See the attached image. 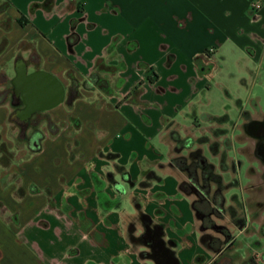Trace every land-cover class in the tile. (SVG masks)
Wrapping results in <instances>:
<instances>
[{"label": "crops", "instance_id": "crops-1", "mask_svg": "<svg viewBox=\"0 0 264 264\" xmlns=\"http://www.w3.org/2000/svg\"><path fill=\"white\" fill-rule=\"evenodd\" d=\"M8 2L0 22L10 20L12 28L8 32L0 28V40L7 38L9 43L8 50L0 54L1 63L16 61L19 43L31 41L42 59L43 68L39 69L56 76L65 87L70 85V74L86 80L101 61V74L110 80L114 94L83 90V98L72 108L64 102L51 110L56 124L67 118L82 127L65 139L59 134L53 137L56 141L52 150L46 149L49 143L45 137L38 155L22 166L14 164L1 172L0 203L5 212L0 211V264H5L11 247L19 252L12 250L9 264H156L154 258L144 256L151 251L150 246L134 245L125 235L138 217H144L148 227L160 229V239L174 264H183L180 243L168 235L159 220L162 210L154 206L159 196L157 191L153 194L154 185H164L163 178L148 188L140 183L152 171L159 176L176 171L171 134H181V117L198 119L199 97L210 90L217 69L223 68L219 60L242 62L244 74L251 78V88L264 91V0ZM256 3L261 5L260 10L252 8ZM21 17L25 26L19 23ZM72 35L78 40L70 46ZM28 57L21 58L27 62ZM245 83H249L247 77ZM237 102L240 119L247 103L241 99ZM253 103V109L264 112V96H257ZM10 107H0L1 132L6 128ZM229 123L230 117L223 126ZM67 129L75 130L74 123L69 121ZM244 148L252 150V143L245 142ZM55 158H62V164H53ZM118 167L124 168L130 181L122 180ZM101 168L107 170L111 182H118L112 177L115 174L126 184L114 183L119 197H113L104 179L97 177ZM14 173L19 174L27 190L22 198L14 195L17 182L6 183L8 175ZM84 175L90 181L87 188L80 187ZM26 177L28 181L23 183ZM128 184L134 192L130 193L136 209L133 213L121 205ZM32 185L40 193L32 194ZM139 191H147V196ZM139 196L141 202H136ZM247 219V227L236 228L235 241L248 233L256 239L247 245L249 253L263 255L260 232L264 213ZM140 224V228L136 224V237L144 229ZM26 244L32 249L27 250ZM200 244L205 253L193 251L194 264H211L210 253L206 252L211 246L203 237ZM258 263L264 264V256Z\"/></svg>", "mask_w": 264, "mask_h": 264}, {"label": "rangeland", "instance_id": "rangeland-1", "mask_svg": "<svg viewBox=\"0 0 264 264\" xmlns=\"http://www.w3.org/2000/svg\"><path fill=\"white\" fill-rule=\"evenodd\" d=\"M7 21V20H5ZM3 26H6V22H1ZM11 24V22H10ZM12 28V25H10ZM4 39V38H3ZM2 40H0V54H3L8 50V40L6 45L1 46ZM7 39V38H6ZM28 48H31L30 45L27 46ZM16 55H17V49H16ZM23 57L27 58V54L24 53L22 55ZM17 57V56H16ZM17 59V58H15ZM219 62L223 65V68L220 67L217 69L215 77L213 81L210 82V90H205L203 94L199 97V106L197 107L198 112L200 113L198 119L195 121L194 117L191 120L187 118H180V121L182 125L184 126L181 130L180 136L183 139L191 138L194 141V145L192 148L188 150H184L183 152H176L174 150L173 156H182L185 157L187 161L191 162V153L194 151H197L198 149H201L203 151V154L208 159L209 162L213 163L217 167V172L222 174L223 181H224V187L231 184L233 182V185L235 187L229 186V188L224 189L223 193L226 198L225 202V210L220 212L218 217H213V222L217 225H222L227 227L229 230L232 231L233 234H235L236 226L233 223V217L231 211H233V215L237 217H260L264 213V185L258 186L257 179L251 178L248 174V168L249 166H245L242 170V173L236 177L235 173L231 170V161L232 158H239L242 157V154H246L249 160L251 159V150H244L242 149V145L247 142L245 140V137L243 133L239 129L238 123L241 119H238L239 115V109H238V100L241 99L245 105V109L249 111H253L254 107V99L257 96H264V91L261 93L258 90H255L251 88V78L249 75L244 74V71L242 70L243 63L240 61H227L226 63L219 60ZM14 63L11 62L10 64H7V62H0V73L6 72L9 77H14ZM30 64V63H29ZM31 67H29V72H34L36 69L39 70L40 67H42V63L40 67H33L30 64ZM43 68V67H42ZM43 70L44 69H40ZM248 78V85L245 83V78ZM224 85V86H223ZM68 89V87H66ZM10 107V105H9ZM12 114V108L10 107V115L6 118V128L4 132L0 131V175L2 171H8L14 164L22 166L23 163L27 162L32 158L34 155L32 152H30L27 143L20 141L19 138V127L16 124L10 123V116ZM203 114V115H202ZM48 115L52 118V113L49 111ZM224 115H228L232 123H229L225 126L214 123L210 124L209 120H206L204 117H221ZM204 116V117H203ZM67 118L64 119L60 123L61 125V131L59 135H62V138L65 139L67 136H71L74 131L79 130L82 125L78 121L74 119L67 120ZM3 121V116L0 114V123ZM69 121L74 123V129L75 130H68ZM0 127L2 125L0 124ZM227 128V132L224 134V129ZM187 129V130H186ZM190 129V130H188ZM41 130L45 133L46 139H48V147L46 149L52 150L54 148L53 141H56V139H52V135H50L47 132L46 125H41ZM58 135V136H59ZM172 135V134H171ZM187 135V136H186ZM202 137H206L208 140L206 142H200ZM61 138V140H62ZM71 141V140H70ZM216 145V151L213 150V146ZM218 145V146H217ZM160 146V145H159ZM9 147V148H8ZM161 147V146H160ZM225 147L233 150V152L228 154V158L222 159L223 166L220 165L219 159H221V156L225 151ZM163 148V147H161ZM69 149L71 150V146H69ZM162 150V149H161ZM218 152V153H217ZM38 155V154H36ZM218 156V157H217ZM63 159L62 158H55L53 161V164L60 165L62 164ZM36 164V161H33ZM32 162V163H33ZM8 165L7 168H4L3 165ZM102 169V168H101ZM111 167L108 166L107 170H110ZM227 170L228 172L224 171ZM28 170V167H26L25 171ZM104 168L99 171L98 170V176L100 179H104L105 184H107V189L109 190L110 194L113 197H119L118 191L115 187L116 183H120L121 185H126L124 181H122L118 176L115 174L112 176L113 179L118 180V182H111L110 178L106 176V171ZM224 171V172H223ZM162 178L164 185H161V183H155L153 194L156 191L158 192L159 196L155 197L154 202L155 207L162 210V217L159 218L160 222L165 224V227L167 228V233L172 238L176 239L180 243V249L179 254L182 257L183 264H194L193 261V251L199 250L200 252L203 251V247L201 246V232H200V221H197V217L195 215V212L192 208V202L193 200L183 194L179 189V183L180 180H187V175L180 172V170H176L173 172H167L162 173ZM115 177V178H114ZM238 179V181H237ZM76 180V179H75ZM6 183L8 182H17L18 190L15 192L16 197H24L27 193L26 188L22 186V179H20V176L18 173L9 174L6 178ZM28 181V178L23 179V183H26ZM61 182H64L65 180L60 178ZM76 182V181H75ZM115 183V184H114ZM90 185V181H88V178L86 175H84V178L82 177L80 187L81 188H87ZM127 193L129 194L127 196L123 194L121 205L123 209L129 210L131 213L136 212L135 205L133 204L131 200L130 193L133 192V188H131L130 184L126 186ZM215 190V187H214ZM138 191V190H137ZM147 191H139V193L146 195L147 193H144ZM234 196H237V200L239 204L235 203L233 201ZM136 202H141L140 196L136 197ZM231 207H234V210H231ZM176 210L178 213H176ZM0 211L3 213L5 212L2 208V204L0 203ZM127 220H124V223L122 226H126ZM141 224L137 223V227L140 228ZM59 227V226H58ZM126 227H124L125 229ZM239 230V228H238ZM51 235L50 233H48ZM207 234L209 235L210 239H208L209 242H207V245H211L213 242V245H215L214 239H219V235H217L214 231H207ZM126 237L128 234H126ZM53 242L55 241L52 239ZM256 239H254L251 236H248V233L242 234L239 238V242H237L234 246V250L232 251L229 256H232L236 251L239 252L240 257L236 261H234L235 264H240L242 261L248 259L251 254L249 253V247L248 244L254 243ZM133 244V243H132ZM134 245H143L142 243H137ZM133 245V246H134ZM59 243L56 244V247H59ZM212 246V245H211ZM25 247L27 250H31L32 247L30 244H26ZM137 247V246H134ZM252 247V246H250ZM216 248H221V245L217 243ZM12 250L19 252V249L15 247H11ZM205 249V248H204ZM10 250L9 253L5 255L4 263L9 264L11 260L13 259L11 256L13 255V251ZM208 250V253H210V257L212 258L211 264H215L216 261H219L220 264H226L229 263V259H226L225 257H221L217 254L216 250L209 248L206 249V252ZM204 252V251H203ZM205 253V252H204ZM249 253V254H248ZM257 257L263 255L256 254ZM24 256V253L21 254V257ZM146 258L148 255H144ZM145 258V257H144Z\"/></svg>", "mask_w": 264, "mask_h": 264}, {"label": "trees", "instance_id": "trees-1", "mask_svg": "<svg viewBox=\"0 0 264 264\" xmlns=\"http://www.w3.org/2000/svg\"><path fill=\"white\" fill-rule=\"evenodd\" d=\"M53 2V0H48V3ZM9 7L8 0H4L0 5V14L4 13ZM24 17L19 19V23L22 26H25L23 21ZM6 26H3L0 22V28H3L6 32L11 30L10 20L5 21ZM78 38L76 35H72L69 38L70 46H73L77 42ZM7 39L4 38L1 46L6 45ZM30 45L31 48L27 46ZM24 53H29L28 64L30 63L33 67H40L42 63V59L40 55L36 52L35 43L31 41H22L19 43L17 47V59L21 58ZM101 61H98L96 64L95 71L90 74V76L83 81L78 80L73 75H69L70 85L66 91L65 104L68 108H72L75 101L82 99L83 94L82 91H98L107 96H112L114 94V89L111 86V82L108 78L102 76L101 74ZM12 77L6 72L0 73V107L10 105L12 108V114L10 116V123L16 124L19 127V138L20 141L27 143L30 152L33 154L40 153L43 149V141L45 140V134L41 130V125H46V128L52 137L58 136L61 131V125L56 124L48 112H43L35 115L30 121H21L17 116H15L16 109L21 106V100L17 98L13 92V88L11 86ZM149 82L153 83L154 80L151 77H148ZM139 87L136 88V90ZM131 95V94H130ZM129 95V96H130ZM210 122H215L221 125L228 123L229 117L228 115H224L221 117H209ZM227 130H224V134ZM172 140L174 142V150L176 152H183L184 150H188L193 147L194 141L191 138L183 139L179 133H172ZM206 137H202L200 142H206ZM216 145L213 146V150L216 151ZM114 156L109 155L108 158H113ZM191 162L187 161L185 157H174L172 158V164L175 170H180L183 174L187 175L188 181L181 180L179 189L186 196L190 197L192 202V208L200 221V228L204 232L203 239L209 237L207 231H214L217 235H219V239L215 240V245L213 243L210 245L214 251L216 250L217 254L221 257H225L229 259V263L226 264H235L234 261L240 257L238 251L234 253L232 256L229 254L234 250V246L236 244L235 234L232 233L227 227L222 225L215 224L212 220L213 217H218L220 212L225 210V202L226 198L224 195V189L231 187H235L233 182L224 187V181L222 174L218 173L216 170V166L209 162L208 159L202 154L201 149L194 151L191 153ZM1 159V157H0ZM179 160H184L188 162L190 165V170L184 169V166H180L178 163ZM10 163L7 165H3L4 168H7ZM121 172L122 180L130 181V175L127 172H124V168L118 167ZM225 171V169H224ZM223 171V172H224ZM162 179L161 176L157 175L154 171L148 173L144 181L140 183V185L144 188H148L152 185L154 181H160ZM215 187V190H214ZM30 192L32 194L40 193V190L32 185L30 187ZM233 201L239 204L237 200V196L232 197ZM240 205V204H239ZM231 210H234V207H231ZM232 215H233V211ZM234 216V215H233ZM249 219L247 217H233L234 225L239 229H244L247 227ZM260 235L264 238V224L261 226ZM217 243L221 245V248H216ZM215 264H220L219 261H216ZM225 264V263H224ZM240 264H259L257 261L256 255H251L248 259L242 261Z\"/></svg>", "mask_w": 264, "mask_h": 264}, {"label": "flooded vegetation", "instance_id": "flooded-vegetation-1", "mask_svg": "<svg viewBox=\"0 0 264 264\" xmlns=\"http://www.w3.org/2000/svg\"><path fill=\"white\" fill-rule=\"evenodd\" d=\"M19 109H21V107H18V110ZM255 114L257 117H255ZM240 116L241 120L238 123L239 129L243 133L245 139L252 143L250 154L252 160H249L246 154H242V157L239 158H232L231 170L235 173L236 177H238V175L242 173L244 167L249 166L248 174L251 178L257 179L258 186L261 187L264 185V112H261L260 109H253V111L244 109L241 110ZM225 148L224 152H227L226 155L223 153L221 159H219L221 160L220 165L222 166V159L226 158V156L228 158V154L233 152L231 147ZM241 148L246 150L244 145H242ZM201 152L203 154L202 150ZM178 163L180 166H184V169L187 171L190 170V166H192L184 160H179ZM225 172L228 171L225 170ZM232 217L234 216L232 215ZM137 222L142 223L144 226L139 237L134 235ZM160 234L161 231L158 227H148V222L144 217H138L137 221L131 222L128 227V235L131 242L134 244L142 243L150 246L151 251L147 255L154 258L156 264H173L174 261L172 260V255L165 248L160 239ZM208 239L211 240L210 237H206V242H209Z\"/></svg>", "mask_w": 264, "mask_h": 264}, {"label": "water", "instance_id": "water-1", "mask_svg": "<svg viewBox=\"0 0 264 264\" xmlns=\"http://www.w3.org/2000/svg\"><path fill=\"white\" fill-rule=\"evenodd\" d=\"M14 72L11 86L15 96L21 100V109H16L15 116L21 121L28 122L35 115L51 111L64 103L66 87L53 74L40 69L30 73L28 63L23 58L15 61Z\"/></svg>", "mask_w": 264, "mask_h": 264}, {"label": "built area", "instance_id": "built-area-1", "mask_svg": "<svg viewBox=\"0 0 264 264\" xmlns=\"http://www.w3.org/2000/svg\"><path fill=\"white\" fill-rule=\"evenodd\" d=\"M254 10H260L261 9V5L256 3V4H253V7H252ZM257 256V255H256ZM257 261L258 262H261L262 261V257L261 256H258L257 257Z\"/></svg>", "mask_w": 264, "mask_h": 264}]
</instances>
